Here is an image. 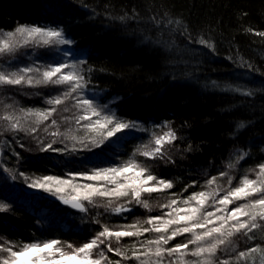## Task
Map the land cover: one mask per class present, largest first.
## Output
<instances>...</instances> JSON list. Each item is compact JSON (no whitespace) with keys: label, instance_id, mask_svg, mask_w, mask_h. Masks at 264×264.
I'll use <instances>...</instances> for the list:
<instances>
[{"label":"trees","instance_id":"16d2710c","mask_svg":"<svg viewBox=\"0 0 264 264\" xmlns=\"http://www.w3.org/2000/svg\"><path fill=\"white\" fill-rule=\"evenodd\" d=\"M125 14L128 18L121 20ZM169 18L180 19L188 33L179 35L167 23ZM18 24L62 29L74 41L65 48L66 57L74 62L84 60L83 67L92 69L85 72L90 77L85 98L107 105L118 118L137 122L147 131L73 153L40 151L38 139L44 143L54 139L42 126L36 138L0 130V204L9 207L0 212V234L10 240L84 242L100 230V224L91 221L97 212L101 224H132L168 211L159 204L166 203L172 193L186 198L204 191L206 181L222 170L229 171L235 181L264 162V37L256 34L264 32V0H0V32L14 30ZM188 34L209 40L214 50L189 43ZM237 87L255 95L231 90ZM45 90L37 98L29 88H3L0 115L12 111L4 105L48 108L41 100L48 95ZM69 112L66 117L74 115ZM165 122L180 138L165 146L170 162L134 157L154 175L173 182L172 189L147 197L152 211L132 205L131 213L118 215L90 207L85 214L62 205L54 196L26 192L23 175L67 177L127 161L153 133L167 131ZM240 122L245 127L237 131ZM61 137L55 138L53 147L70 149L73 142ZM189 146L191 151L186 150ZM236 149L247 150L249 156L228 170L226 165L235 159ZM154 235L145 233L139 240ZM255 235L257 239L248 244L246 238L237 237L238 249L264 245V232L255 230ZM186 237H177L170 245ZM133 243H138L137 238L125 237L119 245L113 242V247ZM105 252L113 261L121 259Z\"/></svg>","mask_w":264,"mask_h":264},{"label":"snow or ice","instance_id":"6c2138e0","mask_svg":"<svg viewBox=\"0 0 264 264\" xmlns=\"http://www.w3.org/2000/svg\"><path fill=\"white\" fill-rule=\"evenodd\" d=\"M126 18L127 14L120 17L121 20ZM157 23L160 21L157 20ZM167 23L174 25L173 30L181 36L188 33L180 19L169 18ZM256 34L264 37V32ZM148 39L145 37V40ZM186 39L189 43L194 42L214 50L213 43L207 39H194L190 34L186 35ZM73 43L74 41L66 38L64 31L58 27L18 24L14 30L4 32L0 38V58L9 57L6 68L12 69V61L18 59L17 53L21 48L29 45ZM245 63L242 60L241 66ZM84 64V60L69 63L67 60L55 59L44 65L33 61L17 66L14 70L0 69V89L16 86L36 89L63 86L64 89L55 96L45 98L44 103L49 105L48 108L18 106L14 108L12 105H4L5 109L12 111H4L0 115L2 122L0 130L23 132L36 138L34 134L44 125L43 131L54 139L48 143L38 139L40 151L73 153L77 151L76 143L85 149L89 144L100 147L124 129L147 131L137 122H126L118 118L107 105L101 108L94 103L93 98H85L83 93L90 82V77L86 78L85 72H91L92 69L90 67L85 69ZM247 66L251 68V65ZM212 83L214 87H218L216 82ZM231 90L242 92L246 96L255 95L252 90L242 91L238 87ZM33 94L40 95L39 92ZM69 100L75 101L71 108L76 109V113L72 117H62V120H74L76 125L83 128L85 136L80 139L75 135L69 136L67 132L61 133L57 120L53 118L61 106H64V112L71 110L65 106ZM106 109L109 114H105ZM29 120L30 124L27 123ZM46 121L50 123L45 125ZM163 127L167 131L153 133L150 144L140 145L132 157L117 166L96 168L90 172L69 173L67 179L44 175L31 179L28 187L47 192L61 203L85 214L89 213L90 207H103L105 211L118 215L131 213L132 205H139L152 211L150 201L145 196L151 197L153 193L165 192L174 185L172 181L154 175L149 166L134 157L138 154L148 159H163L170 162L171 158L165 146L172 145L180 138L168 122H165ZM244 127L243 122L238 123L237 131ZM50 128L56 130L49 131ZM62 135L76 143L70 149L67 146L64 149L54 148L53 144L57 143L55 138ZM186 150L191 151V146ZM248 156L247 150L236 149L235 159L227 163V169H235ZM256 169L248 170L255 171V179L243 175L237 186H232L233 177L229 171L222 170L218 176L206 181L207 191L193 192L191 196L183 199L172 193L166 203L159 204L161 209L168 211L162 212L161 215L148 216L144 220L138 219L132 224L116 226L101 224L99 219L101 213L97 212L91 221L100 224V230L78 246L59 239L38 240L18 245L4 241L0 244V264H122V261L127 260H135L137 264H264V245L258 243L239 250L236 242L237 237H244L246 238L244 243L248 244L257 239L255 230L264 229V162L257 165ZM78 176L88 183L77 182ZM221 179L226 181L227 187L220 183ZM25 180L28 181L29 178L25 177ZM121 200L124 202L119 203ZM237 201L245 202L236 204ZM234 204L236 206L229 207ZM6 211H9L8 205L0 204V212ZM145 233L155 235L151 239L139 240ZM185 234L187 239L170 245V241ZM125 237H135L138 243H133L130 247H113V242L119 245ZM105 250L121 259L113 261L106 255ZM222 255L225 258H221Z\"/></svg>","mask_w":264,"mask_h":264},{"label":"rangeland","instance_id":"374dc122","mask_svg":"<svg viewBox=\"0 0 264 264\" xmlns=\"http://www.w3.org/2000/svg\"><path fill=\"white\" fill-rule=\"evenodd\" d=\"M3 36V33L0 32V38H2ZM66 47H68L67 45H50V46H36V45H29L28 47H25V48H21L19 50V52L17 53V57L18 59L17 60H14L12 61V69H7L6 68V62L9 60V57H3V58H0V69H6V70H14L15 67L17 66H23V65H26V64H29V63H32L33 61H35L36 64H40V65H44V64H48V63H51L53 60L55 59H58L60 61H65L67 60V62L69 63H73L74 61H71V59L69 58L70 56L66 57L67 55L66 54ZM16 87H19V86H16ZM13 87H6L4 89L6 90H11ZM21 88V87H19ZM24 88H27V87H24ZM46 88L45 92L48 94V96H55L58 94V92L60 91H63V86H47V87H43V88H39V89H36V88H29L33 93H37L39 92L40 94L44 91V89ZM55 89V90H54ZM2 90V89H0ZM37 98H39V96L37 95ZM42 102L44 103V98L41 99ZM75 101L74 100H69L66 102V105L65 106H68V107H71L72 104H74ZM96 103L99 107L103 108L102 106H100L97 102H94ZM45 104V103H44ZM49 106V105H48ZM63 107L64 106H61L57 113L54 114V119L57 120V124H58V127H59V131L61 133H65L67 132L69 134V136L71 135H75L77 137V139H80V138H83L85 136V132L83 130V128L80 126V125H76L74 120H69L68 122L67 121H64L62 120V117H66L67 115L70 114V112H64L63 111ZM47 108V107H46ZM73 110H70L72 111L73 113H76V109L72 108ZM105 114H108L107 111L105 110ZM50 121H46L45 122V125L49 124ZM81 123H84V122H81ZM66 125V126H65ZM76 125V126H74ZM76 127V129H74V127ZM42 127H44V125H42ZM73 127V128H72ZM56 129L55 128H50V131H55ZM139 132V130L137 129H124L122 132L120 133H117L116 136H113L111 138H109V140L105 141L103 144L105 143H108V142H114V141H117L119 138H121L122 136H124L125 134H130V133H133V132ZM60 138H62L60 136ZM96 139H99V137H95ZM151 138H152V135L151 137L146 140L147 142L143 143V144H150V141H151ZM64 139H69V140H64L65 142H73L76 143L75 141L71 140L70 138H65L64 136ZM85 143H87V140H85ZM101 144L100 147L103 145ZM142 145V144H140ZM139 145V146H140ZM138 146V147H139ZM153 145H150V147H152ZM76 148L77 150L79 149H85V148H82L81 145L79 143H76ZM93 148H97V147H93L92 145L89 144V147L87 149H93ZM137 149V148H136ZM135 149V151H136ZM136 156H140V155H136ZM142 158H144L143 156H141ZM146 158V157H145ZM105 168V167H104ZM252 169H256V168H252ZM258 170V169H256ZM90 172V171H89ZM243 175H248L249 178L251 179H255L256 178V175H255V171H246L244 173H242L238 179H236L235 181H233V185L232 186H237L239 184V181H240V177H242ZM24 177L21 178L22 182L24 180L25 184H26V192H33V193H37V194H45V195H49V196H52L50 195L49 193L47 192H44L40 189H36V188H30L28 187V184L31 182V179L33 178H37V176H32V175H23ZM25 177H28L29 180L26 181L25 180ZM62 178H69V176L67 177H62ZM77 182L79 183H88V181H85L82 177H77ZM20 181V180H19ZM220 183L224 186L227 187V184H226V181L225 180H220ZM206 185V183L204 184ZM204 191H207L208 189L206 187L203 188ZM221 195H223V193H221ZM53 197V196H52ZM55 197V196H54ZM148 196L146 195L145 198H147ZM150 201V200H149ZM98 202H105V201H98ZM124 201L121 200L119 201V203H123ZM245 201H237L236 204H240V203H244ZM150 204L151 206L152 205V202L150 201ZM236 206L235 204L234 205H230L229 207H234ZM209 210H212V209H209ZM116 214V213H115ZM258 231H262L264 232V229H259ZM94 236V235H93ZM92 237V236H91ZM90 237V238H91ZM89 238V239H90ZM188 237H186L185 239H187ZM241 239L244 238V237H240ZM184 238L182 240H185ZM240 239V240H241ZM181 240V239H180ZM4 241H8L10 244H22V243H28V242H21V241H17V240H10L9 238H7L6 236L0 234V244L4 243ZM61 241H66V240H61ZM34 242V241H33ZM67 242H70V243H73L74 245H79L81 243H83V241L81 242H78L76 240L74 241H67ZM246 247V246H244ZM238 248V246H237ZM242 248L239 247V250H244V249H240ZM6 255V253L4 254ZM221 258H225L224 256H222ZM112 259V258H111Z\"/></svg>","mask_w":264,"mask_h":264},{"label":"water","instance_id":"95a60500","mask_svg":"<svg viewBox=\"0 0 264 264\" xmlns=\"http://www.w3.org/2000/svg\"><path fill=\"white\" fill-rule=\"evenodd\" d=\"M61 203V202H60ZM62 205H65V204H63V203H61ZM65 206H67V207H69L68 205H65ZM69 208H71V207H69ZM72 209V208H71ZM72 210H74V211H78V210H76V209H72Z\"/></svg>","mask_w":264,"mask_h":264}]
</instances>
